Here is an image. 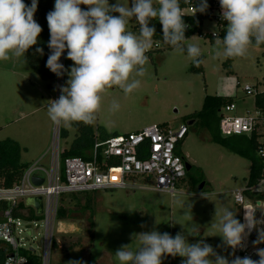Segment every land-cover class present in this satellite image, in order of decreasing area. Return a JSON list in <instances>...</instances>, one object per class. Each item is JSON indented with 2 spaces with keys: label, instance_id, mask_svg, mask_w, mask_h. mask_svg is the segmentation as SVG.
I'll return each instance as SVG.
<instances>
[{
  "label": "rangeland",
  "instance_id": "374dc122",
  "mask_svg": "<svg viewBox=\"0 0 264 264\" xmlns=\"http://www.w3.org/2000/svg\"><path fill=\"white\" fill-rule=\"evenodd\" d=\"M119 2L129 6L131 0ZM116 3L117 0H109V4ZM81 8L87 7L81 5ZM135 24L134 19L130 20L128 30L135 32ZM221 31L215 21L204 20L202 34L209 35L200 38L197 33L186 41V44L200 47L204 58L202 73L193 71L192 58L186 51L179 53L154 42L146 53L149 57L146 74L135 77L140 80V87L128 95L119 88L108 90L103 94L96 121L88 128L99 140L105 132L124 135L150 125L178 127L188 124L189 134L179 146V153L191 168L178 184V193L171 196L152 190L153 180L145 177L127 183L147 189L62 194L59 207L66 209L67 217L57 218L55 223L54 242L57 245L52 249L50 264H68L69 261L119 264L116 250L129 244L131 250H137L140 242L134 235L152 230L168 232L173 237L182 233L189 243L203 240L218 254L232 259V249L223 244L212 225L219 221L216 212L222 215L225 208L234 211L237 219L241 217L242 207L235 203L234 192L248 185L252 164L248 158L214 141L200 121L190 125L189 118L202 110L206 96H229L234 99L239 115L252 113L256 98L247 96L244 88L251 86L264 91V48L253 45L242 58H216V39L210 36L216 32L222 40ZM228 60L229 68L225 67ZM60 63L69 70L73 66L66 51ZM68 78L65 72L52 83L43 81L27 63L24 64L23 58L0 61V143L9 139L16 141L21 148L22 163L30 165L44 156L48 164L55 124L47 109L51 100L59 98L60 86H66ZM113 100L120 105L115 112L110 108ZM76 125L85 124L73 123L71 128L60 125L61 151L71 148L78 139ZM201 185H204L202 191L199 190ZM89 194L90 209L87 208ZM71 225L75 228L71 229ZM193 228H199L196 237L188 234ZM33 237L36 238L32 246L38 247L42 254L43 235L35 231ZM182 260L180 256H167L162 264H182Z\"/></svg>",
  "mask_w": 264,
  "mask_h": 264
},
{
  "label": "clouds",
  "instance_id": "9594fccd",
  "mask_svg": "<svg viewBox=\"0 0 264 264\" xmlns=\"http://www.w3.org/2000/svg\"><path fill=\"white\" fill-rule=\"evenodd\" d=\"M219 4L221 19L227 25L222 40L213 32L216 58H242L251 46L264 45V0H219ZM81 5L87 8L82 9ZM194 7L195 13H204L209 5L207 0H199ZM36 10L37 0H32L30 6L24 0H0V61L23 58L24 64L27 63L26 53L38 44L42 32L34 19ZM183 17L180 0H131L129 6L119 0L116 4H109V0H55L54 10L46 16L51 50L46 67L58 77L67 72L69 78L66 86H60L59 98L49 103L50 120L65 128H71L73 123L92 125L101 109L103 94L108 90L115 87L128 95L139 88L140 80L135 77H142L147 71L146 53L152 49L156 34L155 27L150 26L153 19L162 26L164 43L176 52L186 51L193 65L199 67L203 62L201 49L195 44H186L185 32L189 25ZM133 19L139 24L138 34L128 30ZM65 51L67 59L73 62L70 70L60 63ZM36 52L42 55L43 49L36 48ZM119 107L113 100L111 111H118ZM259 155H264V149ZM215 215L219 221L212 226L218 230L223 244L233 250L231 260L203 240L189 243L182 233L173 237L156 230L135 234L139 248L133 251L130 244L122 245L115 256L119 264H162L167 256L182 257V264H264V249H257L258 260L235 255L260 222L246 215L242 223L228 208L222 215L217 212ZM188 234L198 236L199 228H193ZM259 242H264V230L259 232Z\"/></svg>",
  "mask_w": 264,
  "mask_h": 264
},
{
  "label": "built area",
  "instance_id": "2783aa9c",
  "mask_svg": "<svg viewBox=\"0 0 264 264\" xmlns=\"http://www.w3.org/2000/svg\"><path fill=\"white\" fill-rule=\"evenodd\" d=\"M182 1L184 16L201 18L202 22L215 21L221 28L227 25L220 16L219 0H207L209 7L204 13H195L194 5L199 0H190L189 3ZM204 37L200 35V38ZM244 92L255 98L264 95V91L251 86H246ZM219 118V131L223 138L244 136L256 144L260 177L254 185L248 184L244 189L234 192V196L235 203L242 207L241 222L245 221L247 215L260 223L247 235L243 249H237L235 255L258 260L257 249H264V242L258 243L259 232L264 230V155H259L260 150L264 149V109L257 108L255 104L252 113L239 115L236 103H233L219 112ZM188 134V124L178 127L150 125L136 132L96 140L91 160L69 157L61 162L64 150L60 149V125H55L48 164L42 156L30 164L18 184L10 188L0 185V203L7 205L0 212V255L3 257L4 254L2 264L51 263L54 228L62 194L147 189L127 182L150 177L154 183L152 190L176 195L178 184L187 174L186 159L179 153V146ZM34 178L41 179L43 183L36 185ZM36 197L42 198V214L27 204V200ZM22 204L26 207H21ZM35 231L43 235L42 254L38 252V247L31 244L35 242Z\"/></svg>",
  "mask_w": 264,
  "mask_h": 264
},
{
  "label": "trees",
  "instance_id": "16d2710c",
  "mask_svg": "<svg viewBox=\"0 0 264 264\" xmlns=\"http://www.w3.org/2000/svg\"><path fill=\"white\" fill-rule=\"evenodd\" d=\"M26 4L31 5L32 0H24ZM54 0H37V10L34 14V19L39 23L42 28V32L38 38V44L34 45L32 48L28 50L26 53L27 65L34 70V72L39 76V78L43 81L53 82L58 77L56 74L52 73L46 67V61L48 56L51 53V50L48 47V41L50 39V33L48 29V23L46 16L52 11ZM181 8L183 7V1L180 0ZM158 6V5H157ZM87 7V6H86ZM185 23L189 25L185 32L186 39L191 38L193 35L199 33L202 34V19L197 17H183ZM136 22V21H135ZM156 29V34L153 37V41L157 42V44H164L168 49L173 50V48L164 43L162 38V26L159 21L153 19L151 21V25ZM221 28V27H220ZM225 28H221L220 37H224ZM134 31L139 33V24L136 22ZM209 35V34H207ZM205 35V36H207ZM211 38L215 39L213 36ZM259 47H263L261 45ZM36 48H42L43 54L36 52ZM203 61V56L200 57ZM203 63V62H202ZM202 63L199 67L193 66V71L197 73L203 72ZM225 67H230V60L225 63ZM229 74H232L230 71ZM51 83L49 86H51ZM235 103L234 99L227 96H206L204 100V104L202 110L193 114L189 119L190 122L193 123L198 120L200 121L209 131L212 136V139L221 145L225 146L231 152L240 154L251 161L252 168L249 177V185H254L258 178L260 177V163L256 157V144L254 141L249 140L247 137H232V138H222L219 131V112L226 106ZM257 108L264 109V95H260L256 98L255 102ZM189 122V123H190ZM77 124V123H76ZM168 124H164L162 126H167ZM79 130L78 139L74 142L73 146L68 150H64L61 154V160L64 162L69 157H80L84 160H91L92 152L95 144L96 137L91 134V131L88 128L91 125H76ZM67 137V133L63 134ZM102 139L108 138V136H102ZM21 148L19 144L14 140H6L0 143V185L6 188H10L15 184H18L21 180L22 175L30 166L28 163H22L20 161V151ZM76 197V196H75ZM74 199V198H72ZM62 199H60L61 201ZM90 194L87 196V208L90 209ZM21 207H26L25 204H22ZM7 205L4 203H0V212L5 210ZM67 217V211L65 208H60L58 211L57 218L59 220H64ZM241 221V218H239ZM93 227V223H91ZM91 227V228H92ZM54 245H57L56 242ZM4 253V252H3ZM4 257V254H3ZM2 254L0 255V264L3 262Z\"/></svg>",
  "mask_w": 264,
  "mask_h": 264
},
{
  "label": "water",
  "instance_id": "95a60500",
  "mask_svg": "<svg viewBox=\"0 0 264 264\" xmlns=\"http://www.w3.org/2000/svg\"><path fill=\"white\" fill-rule=\"evenodd\" d=\"M54 4H55V0L53 2V6H52V10H54ZM193 123L190 122L189 124L191 125ZM186 168L187 170H190L191 166L189 164L186 165ZM34 183L36 185H41L43 183V181L41 179H37V178H34ZM204 188V185H201L199 186V190L202 191ZM27 204L30 205V206H34L36 209H37V212L39 214H42L43 213V203H42V198L40 197H36V198H32V199H29L27 200ZM70 227V226H69ZM71 229H74L75 226L71 225L70 227Z\"/></svg>",
  "mask_w": 264,
  "mask_h": 264
},
{
  "label": "crops",
  "instance_id": "0c3cea01",
  "mask_svg": "<svg viewBox=\"0 0 264 264\" xmlns=\"http://www.w3.org/2000/svg\"><path fill=\"white\" fill-rule=\"evenodd\" d=\"M227 97H229V96H227ZM255 102H256V100H255ZM141 130V129H140ZM136 131H139V130H136ZM136 131H134V132H136ZM117 135V134H116ZM102 136H108V137H111V136H114V135H108L106 132L104 133V135H102ZM102 139V138H101ZM96 141V140H95Z\"/></svg>",
  "mask_w": 264,
  "mask_h": 264
}]
</instances>
